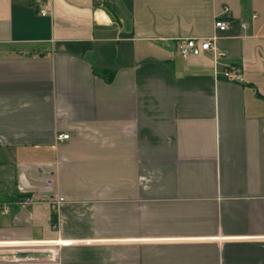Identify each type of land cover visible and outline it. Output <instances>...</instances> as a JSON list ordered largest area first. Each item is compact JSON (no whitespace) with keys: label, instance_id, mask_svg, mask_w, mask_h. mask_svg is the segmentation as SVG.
<instances>
[{"label":"crops","instance_id":"1","mask_svg":"<svg viewBox=\"0 0 264 264\" xmlns=\"http://www.w3.org/2000/svg\"><path fill=\"white\" fill-rule=\"evenodd\" d=\"M235 64L243 83L219 78ZM15 251L52 259L0 264H264V0H0Z\"/></svg>","mask_w":264,"mask_h":264},{"label":"built area","instance_id":"2","mask_svg":"<svg viewBox=\"0 0 264 264\" xmlns=\"http://www.w3.org/2000/svg\"><path fill=\"white\" fill-rule=\"evenodd\" d=\"M230 9L225 7L220 15L215 19V27L220 32H226L230 28V21L224 18V15L229 14ZM42 15L46 16L48 11L42 10ZM177 51L184 58H190L192 56H201L206 54V52L213 53L214 64L217 65L219 61L226 58L227 54L223 50H219L215 39H201V38H191L185 39L181 38L177 40ZM219 78L225 79L233 83H243L244 78L242 75V68L239 65L226 66L218 75ZM70 138L69 134H62L58 136L59 141H64ZM64 202L63 199L60 203Z\"/></svg>","mask_w":264,"mask_h":264},{"label":"water","instance_id":"3","mask_svg":"<svg viewBox=\"0 0 264 264\" xmlns=\"http://www.w3.org/2000/svg\"><path fill=\"white\" fill-rule=\"evenodd\" d=\"M52 259V256L47 251H15L10 253H0V261H39V260H46Z\"/></svg>","mask_w":264,"mask_h":264}]
</instances>
